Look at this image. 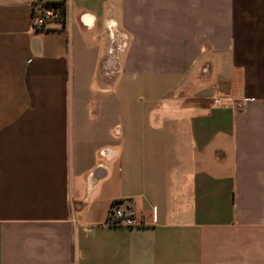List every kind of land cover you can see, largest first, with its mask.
I'll return each mask as SVG.
<instances>
[{"label": "crops", "instance_id": "0c3cea01", "mask_svg": "<svg viewBox=\"0 0 264 264\" xmlns=\"http://www.w3.org/2000/svg\"><path fill=\"white\" fill-rule=\"evenodd\" d=\"M51 1L0 0V264H264V0Z\"/></svg>", "mask_w": 264, "mask_h": 264}, {"label": "built area", "instance_id": "2783aa9c", "mask_svg": "<svg viewBox=\"0 0 264 264\" xmlns=\"http://www.w3.org/2000/svg\"><path fill=\"white\" fill-rule=\"evenodd\" d=\"M64 5L61 1L51 0H31V26L35 30L45 31L50 29L49 24L52 22H60ZM113 28L110 25V29ZM213 103L217 106L230 105L231 99L228 97H215ZM236 108H241V102L235 104ZM106 225L111 227L133 228L143 224L140 217L136 215L130 208H120L112 203Z\"/></svg>", "mask_w": 264, "mask_h": 264}, {"label": "trees", "instance_id": "16d2710c", "mask_svg": "<svg viewBox=\"0 0 264 264\" xmlns=\"http://www.w3.org/2000/svg\"><path fill=\"white\" fill-rule=\"evenodd\" d=\"M62 2V1H61ZM60 21L63 22L64 21V9L62 11V17H60Z\"/></svg>", "mask_w": 264, "mask_h": 264}]
</instances>
